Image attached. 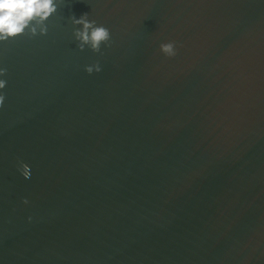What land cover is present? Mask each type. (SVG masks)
<instances>
[{"label":"water","instance_id":"obj_1","mask_svg":"<svg viewBox=\"0 0 264 264\" xmlns=\"http://www.w3.org/2000/svg\"><path fill=\"white\" fill-rule=\"evenodd\" d=\"M46 23L0 42V264H264V0H57Z\"/></svg>","mask_w":264,"mask_h":264},{"label":"clouds","instance_id":"obj_2","mask_svg":"<svg viewBox=\"0 0 264 264\" xmlns=\"http://www.w3.org/2000/svg\"><path fill=\"white\" fill-rule=\"evenodd\" d=\"M57 12V0H0V42L15 39L18 36H28L30 39L37 35H47L46 21ZM76 27L73 36L78 42V48L83 51L87 46L93 52L100 53L101 45L111 46V34L108 28L97 26L94 20L88 19V14L79 18L70 17ZM160 50L166 56L176 55L174 42L162 43ZM88 74L101 71L99 62L85 67ZM7 75V68L0 67V77ZM7 81L0 79V90L6 87ZM5 95L0 92V107L3 106ZM20 170L28 178L29 166L21 163ZM27 203V200L24 201Z\"/></svg>","mask_w":264,"mask_h":264}]
</instances>
